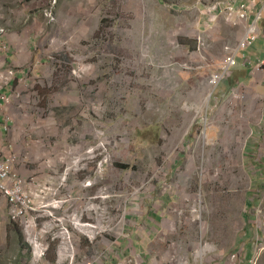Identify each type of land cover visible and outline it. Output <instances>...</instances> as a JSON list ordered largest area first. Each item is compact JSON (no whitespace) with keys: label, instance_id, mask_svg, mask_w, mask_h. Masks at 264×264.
<instances>
[{"label":"rangeland","instance_id":"374dc122","mask_svg":"<svg viewBox=\"0 0 264 264\" xmlns=\"http://www.w3.org/2000/svg\"><path fill=\"white\" fill-rule=\"evenodd\" d=\"M228 1L0 0L3 16L7 10L15 16L25 9L46 24L43 43L54 48L51 58L71 53L81 59L82 47L89 46L86 73L56 78L52 72V83L58 90L76 83L80 87L84 81L89 89V119L82 117L87 104L78 105L75 126L66 130L67 142L88 148L95 145L96 132L104 131L111 160L103 182L119 190L107 202L106 216L124 214L126 220L122 224L111 220L103 241L122 237L125 248L131 249L132 241L141 252L150 249L143 264L155 259L169 264L166 257L170 264H229V256L241 248L251 257L243 258L242 264H249L254 256L257 264H264V177L254 180L251 172L249 176L253 169L247 160L255 154L252 158L264 172V126L258 129V122L264 121V64H255L259 55L264 60V45L259 42L264 37L238 54L232 77L213 90L212 101L206 100L209 70L243 33L221 17L212 20L209 8ZM57 69L65 74L70 66L61 63ZM205 115L213 125V131L208 130L213 145L200 140L185 143L191 148L184 150L182 136L202 130ZM62 131L57 128L56 136L60 138ZM181 148L183 164L179 170H169L170 159ZM93 169L90 163L89 170ZM169 186L173 189L166 191ZM163 204H180L184 218H190L193 205H200L203 228L196 223L178 228L172 222L175 232L167 223L153 241L144 229L154 218L152 210L162 214ZM132 216L135 221L128 228L127 218ZM17 228L25 254L18 257L8 246L0 250V264H31L30 248ZM75 236L79 256L98 257L103 241H88L77 232ZM207 247L211 249L196 255ZM51 257L55 259L54 251Z\"/></svg>","mask_w":264,"mask_h":264},{"label":"built area","instance_id":"2783aa9c","mask_svg":"<svg viewBox=\"0 0 264 264\" xmlns=\"http://www.w3.org/2000/svg\"><path fill=\"white\" fill-rule=\"evenodd\" d=\"M205 13V12H204ZM213 22L221 17L226 23L234 28H240L242 35L235 47L226 50V54L213 70L210 69L206 78L208 87V95L206 100H213V90L220 86L233 73L232 70L237 66L239 61L238 54L242 51L249 50L264 36V0H229L227 3L216 2L212 8ZM106 29V28H105ZM107 30V29H106ZM4 30L0 28V33ZM201 46L202 43H201ZM85 51L81 59L74 54H68L61 58H51L54 63L52 69L56 78L69 76L77 78L86 73L84 66L90 64L89 46H83ZM183 53V51H182ZM104 56V54H102ZM244 61L247 59L244 54L241 55ZM81 61V67H75V62ZM61 63L70 66L69 71L65 74L58 73V67ZM255 64L262 66L264 60L257 59ZM181 69H185V65L179 63ZM12 75V72H9ZM207 108V107H206ZM186 106L182 105V110L186 111ZM89 119V114H87ZM204 128L196 130L191 134L182 136L184 143L183 149L191 148L185 143H197L200 140L206 142L207 145H213V137H208V130L213 131V125L209 121L208 115H205L203 122ZM250 126V125H249ZM258 129L264 126V121L258 122ZM254 127V126H253ZM175 135L170 139L174 140ZM103 130L96 132V143L88 148L80 145H69L66 151L65 159L60 158L59 169L54 172V177L48 182L38 186L34 191L26 189L25 181L13 173L12 161L0 160V192L3 194L8 205V216L14 224L19 226L24 236L26 245L30 248V263L44 264L48 261L51 251L56 253L55 264H97L108 262L112 254L115 253L118 258L116 264H143L142 256L133 248L123 245L122 237L116 239L104 240V235L109 232L111 220L117 224L125 222V215L120 214L116 218L106 216L108 211L107 202L112 196L116 197L119 190L114 185L103 182L105 173L109 167L111 154L108 152V142ZM182 148L178 151L176 158H171L169 162V170L174 167V171L179 170L183 164L180 161L183 155L180 154ZM65 160V162H64ZM94 164V169L89 170V164ZM177 164L179 166H177ZM177 166V167H176ZM191 166V164H190ZM72 180V183L70 181ZM173 189L169 186L166 191ZM76 191L77 193H74ZM83 204V205H81ZM180 204H163L162 214L159 216V210H152L151 216L159 223H155L158 231H153V238L169 225L170 231L176 229L172 222L181 228L186 223H196L203 228L201 206L193 205L190 210V218H184L185 214L180 208ZM180 208V209H179ZM128 228L130 221L127 218ZM79 233L91 242L99 239L103 241L102 249L97 252L98 257L79 256L78 240L75 233ZM152 238V240H153ZM203 234L199 241L200 249L202 246ZM153 240V241H154ZM207 245H205L206 247ZM114 247L117 248L113 251ZM196 251V255L204 254L210 247L203 251ZM151 254V251H147ZM165 255V253H164ZM246 257L243 248L231 254L228 258L229 264H242L243 258ZM98 258V259H97ZM167 263H171L166 257ZM258 256H254L249 264H257ZM153 264H160L157 259Z\"/></svg>","mask_w":264,"mask_h":264},{"label":"crops","instance_id":"0c3cea01","mask_svg":"<svg viewBox=\"0 0 264 264\" xmlns=\"http://www.w3.org/2000/svg\"><path fill=\"white\" fill-rule=\"evenodd\" d=\"M45 26L40 18L30 15L29 11L25 12V9L15 16L8 10L3 16V10H0V28L4 30L0 33V160L12 161L13 173L25 181L28 191L36 190L39 185L55 176L60 158L65 159L67 156L69 145L66 130L75 126L73 115L78 111L75 109L86 103V114L82 117L87 119L90 102L89 98L86 99L90 92L84 86V81L80 87L76 83L58 90L54 88V63L49 55L55 51L51 45L43 43V36L46 37L43 35ZM259 42L261 46L264 45V40ZM258 58L262 56L255 57ZM51 95L52 99L49 98ZM84 125L81 120L82 129ZM57 128L63 129L60 138L55 134ZM82 137L86 138L87 134L83 132ZM252 157H245L253 169L248 171V175L251 172L254 180L262 179L263 167ZM256 167L258 169L255 170ZM128 219L132 227L135 221L133 216ZM149 219L151 221L148 220L147 223L151 228L144 229V234L151 238L146 232L153 235L152 230L158 231L155 223L159 222L154 218ZM146 221L145 219V223ZM17 227L8 216L7 201L0 192V250L10 246L18 257H22L25 254L21 245L23 239ZM255 233L252 230L251 234ZM252 240L254 239L251 238L250 241ZM133 248L135 251L139 249L141 256L146 257L147 252H141L137 243L133 244ZM116 250L114 247L113 251ZM246 256L248 261L250 254ZM147 260L148 258H142L143 263ZM54 262V257L48 256L45 264H55ZM116 262L118 258L113 253L111 259L104 264Z\"/></svg>","mask_w":264,"mask_h":264},{"label":"trees","instance_id":"16d2710c","mask_svg":"<svg viewBox=\"0 0 264 264\" xmlns=\"http://www.w3.org/2000/svg\"><path fill=\"white\" fill-rule=\"evenodd\" d=\"M122 167L126 168V166H122Z\"/></svg>","mask_w":264,"mask_h":264}]
</instances>
